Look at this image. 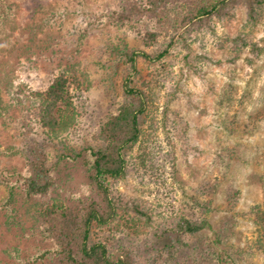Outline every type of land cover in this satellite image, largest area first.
<instances>
[{"label":"rangeland","instance_id":"374dc122","mask_svg":"<svg viewBox=\"0 0 264 264\" xmlns=\"http://www.w3.org/2000/svg\"><path fill=\"white\" fill-rule=\"evenodd\" d=\"M6 1L17 3V9L0 19V173L8 170L15 172L13 180L19 178L24 157L2 151L14 145L25 148L29 137L45 147L53 185L45 195L27 198L20 178L8 206L12 212L3 207L11 188L0 183V261L54 246V235L44 229L67 227L60 222L63 209L82 214L90 205L93 171L86 148L102 142V125L130 101L122 90L129 73L122 50L156 51L142 41L143 22H108L107 15L121 10L123 0ZM261 1L255 19L247 0L230 2L234 16L214 19L215 34L211 23L198 27L186 19L176 21L173 13L163 20V29L154 21L152 29L161 32L162 42L173 37V44L162 61L138 60L135 83L155 99L146 111L140 142L125 151L128 174L108 180L116 200L121 195L140 200L151 217L122 207L119 219L96 226L94 239L107 237L114 254L128 248L135 264H264V224L257 217V211L264 213ZM21 48L26 52L18 61ZM67 72L83 81L72 88V105L56 109L61 123L52 131L40 121L42 97L51 80ZM20 124L26 138L12 134L21 130ZM148 137L156 141L147 142ZM214 189L212 194L203 191ZM195 196L209 207L199 209ZM184 215L207 218L212 226L184 234L186 244L170 243L164 229ZM217 234L219 243L214 241Z\"/></svg>","mask_w":264,"mask_h":264},{"label":"trees","instance_id":"16d2710c","mask_svg":"<svg viewBox=\"0 0 264 264\" xmlns=\"http://www.w3.org/2000/svg\"><path fill=\"white\" fill-rule=\"evenodd\" d=\"M247 1L249 16L255 19L257 17L256 13L260 9L257 5H262L263 2L261 0ZM230 2H233V0H123V8L121 10L113 11L107 15L108 22L122 26L128 22H143L147 28L142 41L144 44L155 46L156 51L151 54L141 49H132L130 51L122 50V52H125L124 55L129 66V73L123 81L122 90L130 96V101L125 102L121 107L115 109L106 123L102 125L101 132L105 135L103 136L102 142H98L94 146L89 145L86 148L89 154V169L93 171V176H91L93 188L90 190L92 195L89 197L90 205L87 203L88 207L83 212L84 214H74L68 208L63 209L62 221L60 222H63L67 227L59 228L56 224H52L54 228L48 231L44 229L45 233L50 232L49 237L54 235V246L41 249L36 254H31L27 257L22 258L16 256L11 261H0V264H135L133 253L130 249H121L114 254L107 242V237L104 239L101 237L94 239L93 230L96 226L111 224L116 219H119L122 207L131 210L133 213L145 219H150L151 217L149 212L143 209L140 200H125L122 195L120 196V200H116L113 196L114 189L112 184L108 182L110 178L116 179L121 175L128 174L125 151L133 149V145L140 142L145 130L143 121H145L146 111L150 101L155 99L153 95H150L149 90L146 91L142 86L135 83V75L138 73V60L143 58V61H162V59L170 54L174 38L171 37L164 44L162 42L163 37L162 39L160 38L161 32L152 29L156 26L154 21H157L159 27L163 29L161 27L164 24L163 20L173 13L177 15L176 21L186 19L193 25H198V27L208 28V25L211 23L209 30L212 34H215L216 32L213 28L214 19H221L226 14L228 15L227 17L234 16V13L229 8ZM16 9L17 3L0 0V19H5L15 14L14 11ZM181 13L182 16L179 15ZM258 50L260 52V47H258ZM19 51L20 55L17 56V60L22 61V58H24L22 52L25 55L26 51L22 48ZM33 51L36 52V49ZM36 57V55H33V58ZM113 68L115 69V63H113ZM82 81L83 79L78 75L74 74L70 76L68 72L51 80L44 97H42L43 114L40 121L43 123V126H47L52 131L56 129L57 125L61 123L55 115L56 109L64 105H72V88L75 85L79 88ZM147 83L144 85L148 89L149 86ZM7 86L5 84L4 88ZM174 113L175 118L173 121L179 125L178 122L181 121L179 119V112L174 111ZM262 118L264 117L259 116L260 120ZM258 125L259 122L256 121L253 127L256 128ZM20 127L21 130L12 131V134L19 139L26 138V135H24L26 130H22V124H20ZM151 127L154 128L153 125ZM248 131L251 130L248 129ZM147 139V142L150 139H155L156 141L155 137H148ZM152 143L154 144L155 142L153 141ZM140 147L143 150L147 148L143 140ZM45 150L42 144L32 140L29 141V137H27L25 148L22 149V146L14 145L2 151L8 154L19 152L25 159L24 167L26 170L24 169L16 180H13L12 175H10L15 174V172L6 170L0 173V183L9 186L12 191L7 201L8 204L3 205L8 211L13 212L8 206L11 205V200L15 198L16 194L13 193V190L19 185L18 180L20 178L24 180V187L22 189L24 188L23 190L27 198L45 195L52 187L53 178L50 176L51 167L46 165ZM232 154L233 152L230 151L227 153V155ZM139 157L144 159L145 153H140ZM232 157L225 163L226 166L229 165ZM219 159L222 160L223 157H219ZM94 191L96 195H93ZM203 191L212 194L213 191L214 193L216 192V189ZM194 202L199 209L209 207L208 204H205L202 200L196 198V196ZM234 202V200L230 202L231 207H233ZM257 217L258 221L264 224V213L257 211ZM211 226L207 218H202L200 221H197L184 215L179 217L175 226H166L164 232L170 235V243L175 239L181 244H186L183 237L184 234H196ZM218 237L217 234V238L214 241L219 243ZM176 244L177 242L173 243L174 246L172 247H175ZM14 252H17V250H14ZM220 257L218 256L217 258Z\"/></svg>","mask_w":264,"mask_h":264}]
</instances>
